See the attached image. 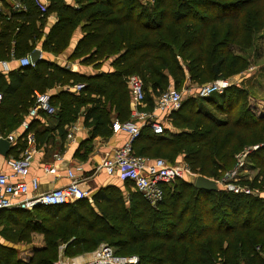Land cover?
<instances>
[{
  "label": "trees",
  "instance_id": "obj_1",
  "mask_svg": "<svg viewBox=\"0 0 264 264\" xmlns=\"http://www.w3.org/2000/svg\"><path fill=\"white\" fill-rule=\"evenodd\" d=\"M25 4L24 12L0 16V60L30 54L47 18L57 13L59 22L44 48L59 53L81 27L73 59L87 57L84 64L100 67L112 58L113 72L84 77L62 68L50 71L44 62L37 71L24 68L13 75L15 83L0 88L2 132L3 113H27L35 90L72 84L84 88L79 94L63 91L51 101L59 107V122H75L84 108L93 135L109 132L112 110L120 122L128 120L130 76L142 79L145 103L153 108V97L187 80L199 88L244 71L249 59L235 50L252 49L264 29V0H76L77 6L54 0L45 11L35 0ZM246 95L235 86L223 94L183 100L172 114L176 131L157 135L145 126L134 141L135 154L163 157L171 164L183 156L193 173L218 180L236 166L241 152L257 146L249 157L259 173L252 183L240 184L264 192V116L252 113ZM164 190L156 207L138 192L108 187L93 194V204L83 199L31 211L2 210L1 238L29 244L31 234L40 233L44 246L26 262L17 248L0 242V264H55L61 252L75 258L102 244L117 257H137V264H264L263 198L201 191L185 179Z\"/></svg>",
  "mask_w": 264,
  "mask_h": 264
},
{
  "label": "crops",
  "instance_id": "obj_2",
  "mask_svg": "<svg viewBox=\"0 0 264 264\" xmlns=\"http://www.w3.org/2000/svg\"><path fill=\"white\" fill-rule=\"evenodd\" d=\"M25 1L26 0H0V16H9L12 12L26 11L27 7ZM35 1L41 8V10L45 11L48 7H50L54 0ZM63 1H65L68 5H76V0ZM58 22L59 15L57 13H52L47 18L42 29V38L41 40L36 42L34 49L41 51L42 60L36 65L27 66L29 67V69H31V71H37L38 65L41 64V62H44L50 65V71H53L54 68H62L70 73L78 74L84 77H95L100 74H111L113 72L112 58L105 62H102L100 67H96L93 64H84L83 60L87 57L81 59H73V54L83 37L81 27H79L73 33L71 41L66 49L61 50L59 53L46 50L44 48V45L49 38V34L58 24ZM30 54L24 56L23 58H30ZM19 59L20 58L13 56L9 60H0V88L5 89V86L12 85V82H14L13 75L18 74L20 71L25 70L24 68H27L20 64ZM3 62L8 63V70H5L2 67ZM186 84L188 86H191L193 89L198 88L192 85L190 80H187ZM73 86L74 84L66 85L63 87H46L45 93L50 95L52 101L54 98H56V96H58V94L63 91H68L67 89ZM153 99L155 101L153 108H150L147 103H145L144 106L139 107L141 115L145 116L146 118L144 120L139 118L133 120L139 124L144 125L149 120H152L161 124L164 127V130L169 129L172 131H176L171 121L172 114L174 112L169 114L156 111L157 98L153 97ZM52 102H54V100ZM129 105L130 113L127 119L130 121L132 120L133 107V99L131 93ZM55 109L56 114L54 115H47L46 113L41 112L38 116L33 118L28 117L29 110L23 115L13 114L10 112L3 113L6 121L4 120L3 122L2 138H10L12 140V149L7 157L0 156V173L8 172L6 160L10 156H20V154L24 150V144L25 147L27 146V135L29 133H32L34 134L36 140L37 152L34 155L28 178L30 179L33 177H38L40 179L41 193H46L54 189L67 186L70 183V179L67 175V172L69 170L73 171L75 175L80 179L81 188L87 189L89 191V201L91 204H93L91 200L93 194L104 188L117 187L123 191L125 183H128L131 190L133 192H137L130 182L122 181L118 175H109L106 172H97L95 169L97 165L110 157L116 149L120 148L128 141V134L124 132L114 133L113 129L110 128L111 126H109V132H105V130H102L100 133L93 135L94 129L87 126L84 108L80 111V114L75 122L62 125L59 122V119L56 117L59 111V107L56 106ZM109 120L111 123L119 121L115 110H112V112H110ZM24 123H28L29 127L25 128ZM70 135H72V138L69 137ZM39 136L41 139H38ZM58 157H61V160L58 161ZM179 159H183V156L179 157ZM46 164L56 165L58 173L56 175L45 174L43 172V167ZM43 246L44 244L38 247H32L33 249L29 250L28 254H26V258H22L21 254H19V258L27 262L32 257L34 249L42 248ZM60 257L67 259L62 255V252L59 255V258ZM93 258L94 254L90 258L83 257L82 259H79L77 257L76 261L77 263H85L91 261Z\"/></svg>",
  "mask_w": 264,
  "mask_h": 264
},
{
  "label": "built area",
  "instance_id": "obj_3",
  "mask_svg": "<svg viewBox=\"0 0 264 264\" xmlns=\"http://www.w3.org/2000/svg\"><path fill=\"white\" fill-rule=\"evenodd\" d=\"M19 62L22 66H32L30 58H20ZM2 67L8 70V63L3 62ZM127 86L130 90L133 107L132 120L127 122L115 121L112 125L114 133L124 132L129 136L128 141L116 149L114 153L96 166L97 172H106L109 175H118L122 181L130 182L134 189L142 195L152 207H156L164 198V188L173 185L179 180L196 179L199 175L193 173L190 167L185 163L171 164L166 159H151L136 155L133 149L134 141L139 137L144 126H150L153 132L161 135L164 127L152 120L145 125L135 122L133 119H145L141 115L139 107L145 105V90L142 79L133 75L127 79ZM84 88V84H76L68 88L69 92L79 94ZM231 88V83L227 79H219L212 83L203 85L198 88L197 96L206 98L214 94H223ZM197 97L196 95H193ZM33 106L30 108L28 117H36L41 112L47 115L56 114V109L51 103V97L47 93H41L37 90L33 92ZM183 102L182 92L169 88L161 93L157 98L156 111L162 113H173L178 111ZM3 105V94L0 92V113ZM25 128L29 127L28 123H24ZM72 138V135L69 136ZM0 138H2V129L0 121ZM27 146L20 156H10L6 160L8 172L0 173V211L19 209L31 211L37 206L59 207L73 204L83 199H90V193L87 189L81 188V181L73 171H68L67 175L70 183L62 188L52 191L40 192V179L38 177L28 178L30 167L37 152L36 140L34 134L29 133L26 139ZM57 160H61L58 157ZM238 168L233 171V177ZM45 174L56 175L58 173L57 166L54 164H46L43 167ZM229 192L235 194H252L250 188L241 185L237 181L230 180L226 185ZM246 187V188H245ZM31 196V197H29ZM137 257L120 258L115 256L114 250L108 245H102L96 252L91 261L85 263H77L59 258L55 264H137Z\"/></svg>",
  "mask_w": 264,
  "mask_h": 264
},
{
  "label": "rangeland",
  "instance_id": "obj_4",
  "mask_svg": "<svg viewBox=\"0 0 264 264\" xmlns=\"http://www.w3.org/2000/svg\"><path fill=\"white\" fill-rule=\"evenodd\" d=\"M141 1H143L144 3L152 2V0H141ZM255 37H256L255 46L252 49H249L248 51H243L240 49L235 50V52L239 57L242 58L244 57L249 59L247 60L249 65L246 66L244 71L234 74L226 79L231 83V87L236 86L247 91L246 100H245L246 105H248L249 109L252 111V113H254L256 117H262L264 116V72L261 71V68L264 65V29L260 30V32L257 33ZM172 88L175 87L173 86ZM176 89L182 92L184 101L190 99H197L193 95L197 96L196 93L198 91V88L193 89L191 86H188L185 83L184 86ZM208 109L210 111H214L210 107ZM220 117H224V116H220ZM255 149H257V146L255 147L250 146L248 149L241 152L237 156L236 166L233 169L227 171L223 175V177L219 178L218 180H215L218 182L220 189L229 192L226 185L230 180L232 181V179L237 181L238 183H243V182L252 183L255 180L256 176L259 173V168L255 166L253 160H251V158L249 157L251 151ZM158 158H163V157H158ZM183 162H184L183 159H177L172 164H180ZM235 168L238 169L236 171L235 176L233 177V171L235 170ZM128 190L130 193H132L131 188L129 186L125 187L124 185L123 191L126 192ZM250 190L252 191V194H250L251 196L261 197L264 199V192L259 188H250ZM0 242L5 245L14 246L15 248L18 249V252L19 254H21V257L26 258L27 257L26 254H28L29 250L33 249L32 247H36V246L38 247L44 244V237L40 233H32L31 243L29 244H25V243L12 244L8 242L6 239L1 237H0ZM98 249L96 251H90V252L87 251L85 253H82L78 256V258L79 259H82L83 257L90 258L93 256V254L95 256ZM76 258L77 257L67 258V260L77 262ZM124 258H129V257H124Z\"/></svg>",
  "mask_w": 264,
  "mask_h": 264
},
{
  "label": "water",
  "instance_id": "obj_5",
  "mask_svg": "<svg viewBox=\"0 0 264 264\" xmlns=\"http://www.w3.org/2000/svg\"><path fill=\"white\" fill-rule=\"evenodd\" d=\"M41 60L40 50L36 49L30 54V61L33 65L38 64ZM11 149L12 140L10 138H0V156L7 157L11 152ZM189 181L196 189L201 191L216 192L220 190L217 181L203 176H198L196 179L190 178Z\"/></svg>",
  "mask_w": 264,
  "mask_h": 264
}]
</instances>
